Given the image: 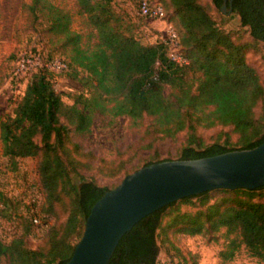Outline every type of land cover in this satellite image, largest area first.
Returning <instances> with one entry per match:
<instances>
[{
    "label": "trees",
    "instance_id": "obj_1",
    "mask_svg": "<svg viewBox=\"0 0 264 264\" xmlns=\"http://www.w3.org/2000/svg\"><path fill=\"white\" fill-rule=\"evenodd\" d=\"M152 1L162 5L165 14L160 20L176 30L187 63L172 61L164 40L142 42L135 33L136 22L117 10L112 0H74L75 12L55 0L24 3L29 16L45 24L49 42L64 56L67 68L62 71L80 89L70 95L71 102L64 101L53 85L56 72L43 64L27 77L11 111L0 115L2 154L13 167L17 157H39L42 211L53 214L56 205L68 198L66 216L49 226L45 247L26 245L27 223L23 233L9 241L0 237V261L5 264H64L69 259L73 237L81 236L92 204L112 188L83 175L78 181L71 176L78 173L81 162L67 145L69 132L88 133L97 115L126 116L135 123L149 117L151 131L158 136L185 131V144L175 158L249 148L264 140V83L246 60L249 43L223 30L201 0ZM212 2L222 10L223 0ZM231 6L252 39L264 44V0H232ZM1 14L0 5V18ZM75 14L84 28L73 26ZM216 125L230 126L236 139L225 132L223 141L204 144L197 130ZM163 159L173 158L152 159L141 166ZM213 191L224 195L212 200ZM194 198L195 211L180 209L179 204ZM164 217L168 219L162 225ZM170 226L187 234L223 227L227 242L219 251V264H233L241 246L256 262L239 264H264V185L214 188L161 206L122 235L107 264H158L157 232Z\"/></svg>",
    "mask_w": 264,
    "mask_h": 264
},
{
    "label": "rangeland",
    "instance_id": "obj_2",
    "mask_svg": "<svg viewBox=\"0 0 264 264\" xmlns=\"http://www.w3.org/2000/svg\"><path fill=\"white\" fill-rule=\"evenodd\" d=\"M29 0H0V115L10 112L14 100L22 94L27 81V74L15 73L19 57L25 52L39 53L41 59L48 56L63 60V55L49 42V36L44 30L45 24L34 21L24 8ZM72 12H75L74 0H55ZM206 4L216 22L223 30L229 31L239 42L249 43L246 49V60L258 71L264 83V44L254 41L246 26L240 24L239 15L232 11L218 10L212 0H201ZM114 7L125 11L137 26L135 33L144 43H154L163 40L165 22L157 18H147L140 14L136 0H112ZM75 28H84L78 15L75 14ZM52 75L54 88L66 102H71L70 95L80 89L77 81L70 78L64 71L54 70ZM60 72V73H59ZM151 119L144 117L137 123L126 116L112 118L97 115L91 130L86 134L69 132L67 145L72 155L81 164L78 173L71 172L74 181L83 175L99 185L114 187L121 178L148 160L175 158L185 144V131L174 137L155 135L151 131ZM225 132L230 133V139H236V134L230 126L216 125L211 128L200 127L197 130L204 144L225 138ZM38 139V138H37ZM38 156L17 157L16 166L2 154L0 141V192L4 200H0V237L9 241L14 235L23 233L25 223L28 230L25 233L26 245L31 248L45 247L46 232L53 223H60L66 216L68 198L58 203L55 213L42 211L44 195L38 185ZM116 169H121L114 174ZM212 200L223 192H211ZM198 201L181 203V210L195 211ZM37 217V222L33 221ZM32 218V223L29 219ZM164 217L162 225L167 221ZM84 229V228H83ZM225 228L216 231H205L197 234H187L174 231L170 226L157 232L159 246L158 264L170 261L171 264H219V251L227 242L224 236ZM80 237H73L76 243ZM241 262H256V258L248 254L241 246L237 251L233 264ZM5 264V260L0 261Z\"/></svg>",
    "mask_w": 264,
    "mask_h": 264
},
{
    "label": "water",
    "instance_id": "obj_3",
    "mask_svg": "<svg viewBox=\"0 0 264 264\" xmlns=\"http://www.w3.org/2000/svg\"><path fill=\"white\" fill-rule=\"evenodd\" d=\"M231 1L221 9L231 11ZM264 185V140L195 158L153 161L127 174L92 204L84 229L64 264H107L122 235L146 214L214 188Z\"/></svg>",
    "mask_w": 264,
    "mask_h": 264
},
{
    "label": "built area",
    "instance_id": "obj_4",
    "mask_svg": "<svg viewBox=\"0 0 264 264\" xmlns=\"http://www.w3.org/2000/svg\"><path fill=\"white\" fill-rule=\"evenodd\" d=\"M136 1L141 15L154 19H163L165 13L160 3L152 0ZM163 40L168 45V56L172 61L178 64H185L188 62V58L178 48L177 32L170 23H165V35ZM43 64L53 71L67 68L65 61L62 59L52 58L44 63L39 53L25 52L19 57L16 63L15 73L27 74L29 76L34 69ZM33 221L37 222V217H33ZM164 264H171V262L167 260Z\"/></svg>",
    "mask_w": 264,
    "mask_h": 264
}]
</instances>
